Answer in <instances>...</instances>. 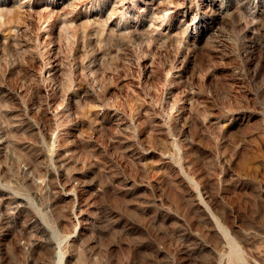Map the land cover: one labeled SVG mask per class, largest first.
<instances>
[{
    "label": "rangeland",
    "instance_id": "obj_1",
    "mask_svg": "<svg viewBox=\"0 0 264 264\" xmlns=\"http://www.w3.org/2000/svg\"><path fill=\"white\" fill-rule=\"evenodd\" d=\"M0 264H264V0H0Z\"/></svg>",
    "mask_w": 264,
    "mask_h": 264
}]
</instances>
